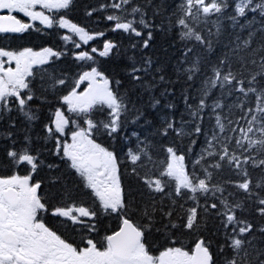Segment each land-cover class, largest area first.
<instances>
[{"label": "snow or ice", "instance_id": "obj_1", "mask_svg": "<svg viewBox=\"0 0 264 264\" xmlns=\"http://www.w3.org/2000/svg\"><path fill=\"white\" fill-rule=\"evenodd\" d=\"M74 3L0 0V34L55 29L66 45L0 47V264H264V0H105L85 15L114 10L108 30L130 43L102 48ZM225 22L238 31L212 63ZM154 32L182 45L175 80L146 54ZM67 56L75 74L55 67ZM198 76L177 120L176 84Z\"/></svg>", "mask_w": 264, "mask_h": 264}, {"label": "trees", "instance_id": "obj_2", "mask_svg": "<svg viewBox=\"0 0 264 264\" xmlns=\"http://www.w3.org/2000/svg\"><path fill=\"white\" fill-rule=\"evenodd\" d=\"M105 2V0H75L74 6L72 9L67 13L68 18L77 23L80 26H84L86 29L93 31V32H105L104 37H100L97 40L91 41L89 46H85L86 48L90 46H96L98 48L103 47V41L104 39H109L113 40L117 43L122 44L124 47H128L130 41L127 36H125L122 33L118 32H111L108 29L111 26V22H108L105 20L103 17L107 14H110L112 9H109L108 12H100L96 11L93 13L91 17H88L85 15L86 11L92 9V8H97L99 7L100 3ZM137 2L143 3V0H137ZM156 2H159V0H156ZM173 0H167V3L171 5ZM171 11V7L168 9ZM149 15H151V9H149ZM157 23H159V18H157ZM226 23V31L223 33L222 37V42L215 44L214 49L211 53H204L201 52L203 56H205L206 59H210L212 63H215L218 57L222 56L225 49H224V44L228 43L229 39L234 38L236 31L238 30H233L230 25H227ZM37 27H41L38 23L36 25ZM215 31V29H213ZM64 30H59L60 34H63ZM247 37V33H243V38ZM0 39H2V44L0 47H5V48H22V47H33L35 50H39L42 47L45 46H50L56 49H63L66 47L63 41L60 40L59 35L57 34V30L52 29V30H44L42 32H36L34 30H30L29 32H26L24 34H20L17 36H0ZM15 45H19V47H16ZM255 47V43L253 44ZM67 47H71L68 45ZM182 48V45L179 43L178 40L175 38V34L172 32L165 33V32H154V40L152 41L151 47L146 50V54L151 55L154 60H158L160 64L166 65L167 66V73L169 76L175 80L176 75H175V68L181 59V52L180 49ZM199 51V49H198ZM128 54L131 55L132 51L129 49ZM101 63L104 68L108 70V74L112 75L114 71H116V65L114 62L111 61H104L103 58H101ZM55 67L59 69H63L64 71L69 72L70 74H75L76 71H78L77 67L75 66L74 62L72 61L70 56L63 57L60 61L56 62ZM204 71H207L208 74H210L209 71V66H206ZM200 79L201 77H197V80L195 83L189 87L188 84H186L183 80L180 81V83L176 84V95L175 97L170 98L171 102L175 104V109H174V114L177 118V120L180 119L181 114L185 113V105L183 102V97H182V90L184 88H188L189 92L191 95L196 96L197 90L200 87ZM219 95L218 90H213V99H215L216 96ZM234 99V97L230 98L228 102H231ZM192 103H195V101H190ZM211 102V101H209ZM48 115V109L44 108L42 113H41V121H38L35 129H34V134L39 132L41 130V122L45 120V118ZM155 116L156 114L153 113ZM237 115H239V112L237 111ZM151 118V117H150ZM187 115L185 114V119H187ZM235 118V117H233ZM159 118L157 117L156 122L158 123ZM210 123H214V121H209L207 117L205 118L204 125L207 128ZM23 125L18 121V127H22ZM7 129V123L3 122L0 123V131H4ZM147 134V133H144ZM172 137H169V140H171ZM204 137L201 136L199 138L198 144L195 146V150L198 152L200 149V146L203 144ZM187 140L185 141V144H187ZM6 142L0 141V148L4 146ZM110 143V142H109ZM3 157V152L0 151V158ZM43 175V173H42ZM257 176L256 172H253V178L255 179ZM40 177L38 176L37 179ZM219 178V177H218ZM233 179H236V177H232ZM129 181H126V183ZM250 219H253L254 223L259 222V217H249ZM109 223V222H106ZM215 223L218 222H213L209 221L207 225V230L203 231V235L211 238L214 240L213 243V252L215 253L217 251V247L220 243H223V240L221 237H213L212 232L215 227ZM115 226V225H113ZM196 237H185L184 242L185 244H190L192 240H194ZM150 241L154 243H162L163 241L160 240V238L157 237H151L150 236ZM217 264H220V258L217 257Z\"/></svg>", "mask_w": 264, "mask_h": 264}, {"label": "flooded vegetation", "instance_id": "obj_3", "mask_svg": "<svg viewBox=\"0 0 264 264\" xmlns=\"http://www.w3.org/2000/svg\"><path fill=\"white\" fill-rule=\"evenodd\" d=\"M18 16L20 15V14H17ZM25 20L27 19V18H24ZM8 35H11V36H17V35H13V34H11V33H9V34H6V35H3V36H8ZM2 39H0V45L2 44ZM16 47H19V45H15ZM29 47V46H28Z\"/></svg>", "mask_w": 264, "mask_h": 264}]
</instances>
